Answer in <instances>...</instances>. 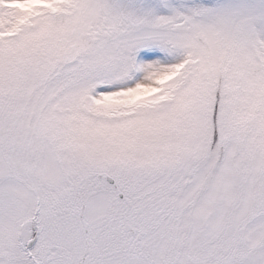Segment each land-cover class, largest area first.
<instances>
[{"label": "snow or ice", "instance_id": "obj_1", "mask_svg": "<svg viewBox=\"0 0 264 264\" xmlns=\"http://www.w3.org/2000/svg\"><path fill=\"white\" fill-rule=\"evenodd\" d=\"M0 264H264V0H0Z\"/></svg>", "mask_w": 264, "mask_h": 264}]
</instances>
